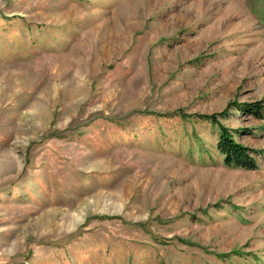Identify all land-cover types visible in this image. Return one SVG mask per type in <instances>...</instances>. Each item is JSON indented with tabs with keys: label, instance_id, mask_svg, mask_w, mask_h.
Masks as SVG:
<instances>
[{
	"label": "rangeland",
	"instance_id": "1",
	"mask_svg": "<svg viewBox=\"0 0 264 264\" xmlns=\"http://www.w3.org/2000/svg\"><path fill=\"white\" fill-rule=\"evenodd\" d=\"M237 1L0 0V264H264V0Z\"/></svg>",
	"mask_w": 264,
	"mask_h": 264
},
{
	"label": "trees",
	"instance_id": "2",
	"mask_svg": "<svg viewBox=\"0 0 264 264\" xmlns=\"http://www.w3.org/2000/svg\"><path fill=\"white\" fill-rule=\"evenodd\" d=\"M245 109H248L249 113L254 114L256 117H263L264 104L262 103L246 104ZM224 113L221 112L211 115L200 114L199 117L210 119L212 123L214 122L219 125L220 132L216 146L218 151L223 155L225 164L245 169H256L258 164L255 156L260 151L235 140L232 131L222 125L217 118Z\"/></svg>",
	"mask_w": 264,
	"mask_h": 264
},
{
	"label": "bare ground",
	"instance_id": "3",
	"mask_svg": "<svg viewBox=\"0 0 264 264\" xmlns=\"http://www.w3.org/2000/svg\"><path fill=\"white\" fill-rule=\"evenodd\" d=\"M236 1H237V0H236ZM236 3L239 5L238 1H237ZM235 7H238V6L235 5ZM201 8H202V7H201ZM240 8H241V7H240ZM197 9H198V8H196V11H197ZM198 10H199V9H198ZM197 12H199V11H197ZM245 22H247V21L244 20V25H246ZM238 25H239V24H238ZM244 27H245V26H244ZM245 28H246V30H249V29H248V28H249L248 26H246ZM249 35H251L252 37H257V38L260 36L259 32L256 33V31H254L253 33H251V34H249ZM249 39H250V38H249ZM251 39H252V38H251ZM252 41H253V40H252ZM10 82H11V81H10ZM5 83H6V82H5ZM11 83H12V82H11ZM1 88H2V87H1ZM1 90H2V89H1Z\"/></svg>",
	"mask_w": 264,
	"mask_h": 264
}]
</instances>
